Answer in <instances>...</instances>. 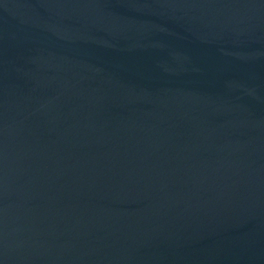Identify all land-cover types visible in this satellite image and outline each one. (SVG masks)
Here are the masks:
<instances>
[{
	"label": "water",
	"instance_id": "obj_1",
	"mask_svg": "<svg viewBox=\"0 0 264 264\" xmlns=\"http://www.w3.org/2000/svg\"><path fill=\"white\" fill-rule=\"evenodd\" d=\"M0 264H264V0H0Z\"/></svg>",
	"mask_w": 264,
	"mask_h": 264
}]
</instances>
